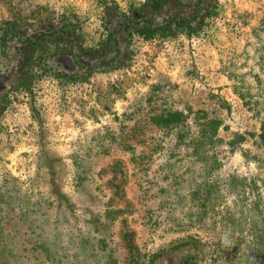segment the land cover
<instances>
[{"label":"rangeland","instance_id":"374dc122","mask_svg":"<svg viewBox=\"0 0 264 264\" xmlns=\"http://www.w3.org/2000/svg\"><path fill=\"white\" fill-rule=\"evenodd\" d=\"M98 1L0 0V20L72 11L94 42ZM130 49L0 117V264H264V0Z\"/></svg>","mask_w":264,"mask_h":264},{"label":"trees","instance_id":"16d2710c","mask_svg":"<svg viewBox=\"0 0 264 264\" xmlns=\"http://www.w3.org/2000/svg\"><path fill=\"white\" fill-rule=\"evenodd\" d=\"M98 4L99 33L94 42L85 41L83 20L72 11L46 18L31 30L15 19L0 20V117L15 94L30 93L40 79L73 85L93 74L127 67L135 37L198 34L217 13L219 0H138L123 6L99 0ZM177 114L169 113L166 122L176 120ZM261 122L264 137V116Z\"/></svg>","mask_w":264,"mask_h":264}]
</instances>
